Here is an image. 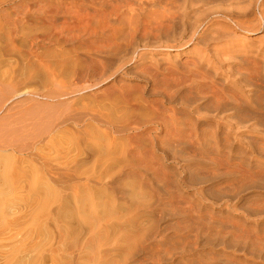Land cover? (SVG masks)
<instances>
[{"label": "rangeland", "instance_id": "1", "mask_svg": "<svg viewBox=\"0 0 264 264\" xmlns=\"http://www.w3.org/2000/svg\"><path fill=\"white\" fill-rule=\"evenodd\" d=\"M13 1L0 0L4 61L0 67L1 238L18 242L26 240L30 232H38L30 251L31 257L41 256L43 264H264V180L256 175L249 185L242 174L250 170L264 176V151L259 153L262 146L256 149L252 143L255 133L234 127L236 120L230 119L233 127L226 123L218 133L229 138L231 145L208 146L199 140L217 129L214 122L208 128L201 120L212 119L214 113L203 110V117L199 116L193 109L196 104L193 108L182 103L185 100L170 104L161 94V66L168 59L202 61L208 74L204 81L220 83L226 90L234 91L233 85L241 84L236 72H253L256 61L263 67L264 79V0H238L236 5H228L229 13H234L230 15L219 11L224 5L219 0L204 4L201 0H163L161 5L139 0L147 3L144 14L138 15L137 6L130 5L135 20L126 7L119 22L95 15L91 0ZM29 9L30 16L45 10L73 16L82 10L96 17L92 20L95 28L106 24L107 31L102 30L107 35L113 31L111 38L115 34L114 42L113 38L105 41L113 45V51L104 49L100 58L112 63L106 74L78 78L82 67L88 66L77 60L79 45L36 46L23 32L12 35L9 21L24 23L22 13ZM99 15L105 18L103 24ZM165 15L173 20L171 24L166 20L167 26H173L170 37L154 33L141 37L142 26V32L134 34L140 22L137 17L153 28ZM145 27L152 30L148 24ZM167 46L172 49L166 50ZM145 66L160 68L155 85ZM24 90L28 95L19 96ZM195 90L182 92L193 101ZM245 91L248 97L249 88ZM157 114L173 118L172 130L154 124L132 129L135 123ZM57 130L63 133L50 140ZM170 133L173 139L184 141L168 148ZM196 135L199 140L193 141ZM40 147L50 153V159L37 156ZM74 147L86 154L83 161L65 158L68 148ZM38 170L51 189L29 197L26 189ZM84 184L87 187L79 190ZM44 207L49 212L41 219ZM32 208L37 213L35 223ZM251 241L259 243L260 249L251 251Z\"/></svg>", "mask_w": 264, "mask_h": 264}, {"label": "bare ground", "instance_id": "2", "mask_svg": "<svg viewBox=\"0 0 264 264\" xmlns=\"http://www.w3.org/2000/svg\"><path fill=\"white\" fill-rule=\"evenodd\" d=\"M162 1L163 0H152V3H155V4L159 3L160 4V3H162ZM169 1L171 3H173V0H167V2H169ZM191 1H195V3H197V0H191ZM201 1L204 4V3H207L208 0H201ZM219 1H221V3L224 4L223 5V8L220 7L219 11L220 12L223 11V12H225L228 15H230V13H232V12L229 13L231 7L230 6L228 7V5L229 4H233V6H234V5H236L238 3V0H219ZM144 2H146V1L144 0ZM144 2H141L139 0H91V3H92L91 10H94L93 13L95 15L96 14L104 15V17L105 16H106L105 18L108 17L110 21L111 20H114V22H119L118 20L120 18V15L121 16L124 15V9L126 7H130V5H136L137 6V10H135V12H138V15H140V13L141 14H144V12L147 9V7H146V4L147 3H144ZM226 5H227L228 8L226 7ZM40 8H42V7H40ZM128 9H129L128 12H130L132 14L131 15L129 13L131 15L132 20H135L134 15H133V8L131 9V7H130ZM263 9H264V7H263ZM43 10H45V9H43ZM87 10L90 11L89 9H87ZM30 11L31 10L29 9L28 12L22 13V15H23L22 21H24V23L21 22V21L13 20V19H11V21H9V24L13 26L12 29H14V33H12V35H14L16 37V36L20 35V33L23 32V34L26 36V38L28 39V41L31 44H34L36 46H40L42 44L43 45H47L48 44V45H53V46L56 45L58 47H66V46H70V45H72V46L79 45V48H80V51L81 52L80 53H77V60H78V62L81 61L80 64H85L86 63L88 66H85L86 69H84V67H82L83 70L81 69L78 72V78L79 79L83 78L84 74H86V75L88 74L89 77L90 76L91 77H96L97 75H99L98 77H100V76H104L106 74V71H107L108 66H111L112 63L110 61H108V60L106 61V60H103V59H100V58H101V55H103V54L106 53L104 51V49L108 48V49H110L111 52L113 51V49H112L113 48V45H111V43L106 44L105 41L112 40V38L115 35L114 34L113 37L111 38V36H112L111 34L113 33V31H112L111 34L109 33V35H107L106 34L107 32L105 33L104 29L102 30V28H105V30H106V26H107L106 24L103 27H100V28H99V25H98V28L99 29L97 27L95 28L96 23H94V25H93L92 20H94L96 17L94 18V16L90 12H88V13L87 12H84V13H86V14H84L82 10H79V12L76 11L77 13L75 15L73 14V16L72 15H69L68 14L69 12L68 13H65V15L62 16L59 11H56V12H54V11L49 12L48 11V12H46V10H45L43 12V14L36 15V16H32L31 15L32 17L29 15L30 14ZM232 14H234V13H232ZM100 15H99V17H100ZM235 15H237V14H235ZM174 16H175V14H174ZM164 17H165V19H162V21L160 20L159 22L157 21L155 23V27H153V28L149 26V23H147V21L145 19H144V22H143V19L140 16L137 17V20H139L140 22L137 25V27L135 28V30H134L135 33L134 34H137L139 32H142L141 31L142 30L141 29V26H142L144 28L143 30H145V31H143V33H140V34H142L141 37H146L147 38L150 33H154V36H159L160 37L161 35H165V36L170 37V29H173V26H169V25L167 26L166 20L169 21V24H171V22L173 20L171 18H166V17H168L166 15ZM8 18H10V17H8ZM105 18H101L100 19L101 20L100 22L102 23L103 22L102 19H105ZM110 18H112V19H110ZM113 18H115V19H113ZM123 18H124V16H123ZM151 19H156V18H151ZM106 20H108V19H106ZM106 23L108 24V22H106ZM144 23H147L148 24V27H150V29L152 28V30L149 31L148 28L145 27L147 24L145 25ZM241 23H243V22H241ZM111 24L109 23L108 25H111ZM39 27H41V30L40 31L37 29ZM109 29H108V31H110ZM115 29H114V33H116L115 32ZM112 30H113V28H112ZM134 34H131L130 36L132 37V35H134ZM133 37H132V39H133ZM135 38L136 37H134V39ZM160 38H158V39H160ZM191 41H192V39L189 42L191 43ZM99 42H100V44H98V45H102V46H98L97 45V43H99ZM113 42H114V38H113ZM102 43L103 44L105 43L106 45H103ZM171 47L172 46H167L166 47V50L172 49ZM33 48H34V46H33ZM30 49H31V47H30ZM7 54H9V53H7ZM7 54H5V55H7ZM107 54H110V53L107 52ZM2 56L0 54V67L3 66V62H4ZM8 56L10 58V55H8ZM199 60H201V59H199ZM14 62H13V65H14ZM17 63L18 62L16 61V64ZM4 66H6V64ZM87 67H89V69ZM261 67H260V63H257V61H256L255 69H254V71L252 70L253 72L247 73V74L242 73L240 71L239 72H236L237 75L240 77V83L241 84H239L238 87H236V86L233 85L234 91L235 92L237 91L236 94H233L235 92L232 89L229 88V89L226 90L224 88V86H222V87L219 86L220 83L219 84H215L214 82H211L209 84V83L206 82V80L204 81V79H206V77L208 76V74H207V71H205L206 69L203 68L202 61H198L197 59L190 57V58H186L184 61H181L180 63H177V62H171L168 59V61H164L163 65L161 66V76H162V80H163L162 81V85H163L162 90H163V92H161L162 90L160 92H161V94H164V96L166 95L167 101L170 104L175 103V101L177 102L178 100H181V101L182 100H185V102H182V103H184V104L188 105V107H192V108L194 107L193 105L196 104V107L193 108V109H194V112H196L199 116H202L203 117V115L200 114V112L203 111V110L208 111L210 113H214V116L212 117V119L211 118L210 119L209 118L208 119L205 118L204 120H201V121H203L202 122V125H204V127L213 128L215 126L214 128L217 129V131L215 133L213 132L214 133L213 135H210V134H209V136L207 134L204 135V138H202V140H199L198 135H196V137H195L196 139L194 138L193 141L199 140V141H201L202 143H204V144H206L208 146L214 144L217 147H220V145H223V144H224V146H227L225 144L231 145V143H232V142L230 143L231 140L229 138H227L224 134L221 135L220 133H218V128L220 129V127L221 126H224L226 123H231L230 122V119H235L236 122L234 124L235 125L234 127H237L238 129H241V128L246 129V128H248V129H250L251 132H254L255 133V137H253L254 140L252 139L253 142L252 141L251 142L254 143L256 149H257V147H259V145L262 146V147H260L262 149L259 152V153H261L262 150L264 151V149H263V146H264V79L262 78V74H263V73L261 74L262 71L260 72ZM6 68H7V66L5 67V69ZM159 69H155V68H153V66L152 67L145 66V73L148 74L151 77L150 79L152 80L153 85L156 84L157 77L160 74ZM262 69H263V67H262ZM2 70H4V69H2ZM0 72H1V74H3L2 73L3 71H0ZM242 83L244 84V86L242 85ZM186 84L189 87L188 86L185 87ZM195 84H198L196 86V87H198L196 90H195L196 87H194ZM230 87H231V85H230ZM203 88H207V89H203ZM245 88H249V90H250L248 97L246 96ZM185 89H188V92H191L194 89L195 92H196L197 98H195L196 96L194 94V96H195L194 98L195 99L193 98L194 100L192 101V98L190 99L188 96H186L185 94H183L185 92L184 91ZM182 91H184V92H182ZM241 92H242V94H240ZM28 93H29L28 90H24V91H22V92L19 93V96H27ZM230 93H232V94L230 95ZM200 101H202L203 103L202 104H198V103H201ZM143 105H146V104H143ZM165 116L164 115H158V116L152 117V118H144L142 121L135 123L136 126L134 125L135 127H133L132 129H135L136 131H138L140 129H143V128L145 129V127L147 129V126L149 124H154V125L158 126L159 129L163 128L164 130L165 129L172 130V127L175 126L173 124V122H174L173 121V118H171V119L168 120ZM211 122H214L215 125L213 126L211 124ZM191 124L192 123H190V125ZM193 125L194 126H197V123L194 122ZM193 125H191V126H193ZM231 126L233 127V124L232 123H231ZM148 129H149V131L154 130V129H151V128H148ZM146 131H148V130H145L144 131L145 133L144 132L143 133L146 134ZM54 133H55L54 135L49 136L50 137V140H52L54 136H58V135L60 136V134H62L63 131L62 130H57ZM226 135H228V134H226ZM168 138H169L168 143H167L168 144V148L171 147V144L173 142H179V141L182 140V139L180 140V138L179 139H173L172 133H170L168 135ZM41 139H42V137H41ZM128 140H129V138H128ZM130 140H131V138H130ZM149 141H153V140L150 139ZM182 141H184V140H182ZM46 143H48V141ZM67 144H69V143H67ZM152 144H156V143L153 141ZM214 148H216V147H213V149ZM229 149L227 148L228 151H230ZM259 149H258V151H259ZM38 152H39V154H37V156H40V157L44 158L45 160L51 158L50 153L46 152L45 149H43V147H40L38 149ZM60 152H62V151H60ZM165 152H168V151H165ZM212 153H213V151H212ZM263 153L264 152H262V154ZM57 154L59 155L58 152H57ZM61 154H63V153H61ZM228 154L231 155L230 152H228ZM85 155L86 154L82 150H80L77 147H74V148H71V149L68 148V150H67V152H65V155L64 156H65V158H67L68 161H70V162H76V161H81V160L83 161L84 158H85ZM241 157H243V155ZM261 157H262V155H261ZM63 158H61V159H63ZM214 158H217V157H214ZM227 158H228V155H227ZM212 159H213V157H212ZM228 160H229V158H228ZM210 162H214V161L213 160L211 161V158H210ZM222 162L223 163H227L228 161H222ZM245 162H247V161H245ZM216 163H217V161H216ZM216 163H214V164L216 165ZM218 163H220L219 160H218ZM133 165H134V163H133ZM228 165H229V163H228ZM248 165H250V164H248ZM138 167H139V165H138ZM236 167L238 168L239 166H236ZM92 169H93V167H92ZM241 169H243V168H241ZM144 170L147 171L148 169L146 170V168H145ZM238 172L239 173H242L240 171H238ZM243 172H246L245 174L244 173H242V174H243L244 180L247 183L249 181V185H251V183H250L251 181H254L252 179V177H255L256 175L259 176V177H257L259 180H264V178H262L264 176H261L260 172L257 173V174H255V175L252 174L250 172V170H247V171L243 170ZM218 173H219V171H218ZM35 174H36L35 177L30 178L31 180H29V181H31V184H29L30 186L28 187V189H26V190H28L27 191L28 196L29 197H34V198H36V196L39 195L41 192L49 191L51 189V187L49 186V184L47 182L46 177H44V174L42 176V171H39L38 170V172L35 173ZM64 176H66V175H64ZM86 180H88V182H89L90 179H86ZM206 180H207V178H206ZM254 183L256 184V182H254ZM257 184H259V182ZM243 185H245V183ZM259 185H261V184H259ZM246 186H244V187H246ZM261 186H263V185H261ZM81 187H82V190H84L87 186L85 184L84 185H80L78 187L79 190L81 189ZM83 187H84V189H83ZM240 187H242V184H241ZM247 188H251V187L248 186ZM88 189H90V188H88ZM89 204H90V202H89ZM31 210H32V213H33V215H32V221H33V223H35L36 220H37V217H36L37 216L36 215L37 213L35 214L34 208H32ZM48 212H49L48 209H45V207H44V211H43V213L41 215V219H44V217H46V215L48 214ZM2 235L3 234L0 233V264H43V261L44 260L42 261V257L41 256L36 257L38 254L37 255H34L33 257H31L32 255H31V251H30L31 250V247H32V244L34 243L35 239L37 241V236H40V234L38 232H36V231L30 232L29 235L26 237V240H19L18 242L16 240L12 239V238H1ZM257 242H259V241H257ZM251 243H252V241H251ZM254 243H256V242H254ZM38 245H39V243H38ZM246 245H248V244H246ZM249 245H250V243H249ZM258 245H259V243L257 245L256 244H253L251 246L252 247L251 248V251L253 250L255 252L256 249L259 248ZM35 252L37 253V251H35ZM36 253L33 252V254H36ZM259 254H261V253H259ZM261 255L263 256V254H261ZM97 259H98V257H97Z\"/></svg>", "mask_w": 264, "mask_h": 264}]
</instances>
